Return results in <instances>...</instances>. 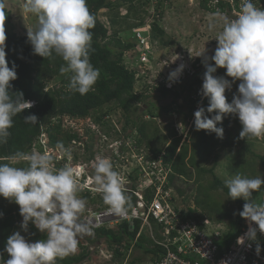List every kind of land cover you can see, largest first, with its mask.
Here are the masks:
<instances>
[{"label": "clouds", "instance_id": "obj_1", "mask_svg": "<svg viewBox=\"0 0 264 264\" xmlns=\"http://www.w3.org/2000/svg\"><path fill=\"white\" fill-rule=\"evenodd\" d=\"M6 7L5 0H0V18L4 20ZM24 10L37 18L36 27L28 29L27 33L33 54L43 58L55 54L64 61L60 73L70 74L67 84L69 92L84 96L94 90L100 70L90 62V29L94 27L95 17L87 7V0H24ZM216 15L223 14L217 12ZM151 23H145L142 27H150L145 35L149 37L153 50L158 42L151 43ZM212 27L214 25L210 29ZM215 40L218 45L214 55L205 56L203 60L206 71L199 91L208 100L207 113L216 114L209 118L205 115V109L200 107L194 113L195 130L215 133L217 138L222 139L224 131L217 124L230 115L237 117L240 122L241 139L264 137V8L257 7L253 0H242L235 19L223 17L222 28ZM5 41L4 23H0V143L7 142L14 117L32 107L31 102L24 100L23 93L10 92L11 82L17 79V72L15 64L10 68L6 60ZM209 59L214 62V66L208 63ZM184 67L183 64L179 65L169 73L168 79L164 78L158 83L166 86L170 82L171 86L175 82L168 88L174 89L176 83L185 80L177 81ZM218 69H225L231 81L217 77L215 73ZM236 81H240L238 94L233 95L231 102H228L226 90H231L232 83ZM24 121L35 124L37 117L30 115ZM176 122L173 118L167 125L172 124L175 129ZM55 152L68 161L72 160V150L63 141L57 142ZM54 159L47 151L33 150L17 151L7 157L8 162H0V197L19 206L21 228L24 231L32 224L44 235V239L29 243L20 232L11 234L4 248L8 259L3 260L0 255L2 264H55L58 257L77 250L80 238L93 235L91 222L82 219L86 201L77 195L82 187L90 186L94 193L101 195L105 205L104 215L126 219L130 214H136L126 191L131 192L133 185L137 186L138 191V182L131 180L129 187H125L121 174L114 170L110 158L99 154L95 156L91 161L93 174L87 181L85 178L81 180V183L85 180L82 183L84 185L78 181L81 175L79 165L66 164L55 168ZM20 162H26V166H16ZM224 184L232 200L245 201L239 215L248 221L249 226L247 232L237 238V244L244 245L246 240L255 242L257 231L264 233V204L254 202L252 197L264 187V178L236 174L225 179ZM2 215L0 213V217ZM253 224L258 227H253ZM141 233L139 231L137 237ZM255 251L257 255L261 252L258 243Z\"/></svg>", "mask_w": 264, "mask_h": 264}, {"label": "trees", "instance_id": "obj_2", "mask_svg": "<svg viewBox=\"0 0 264 264\" xmlns=\"http://www.w3.org/2000/svg\"><path fill=\"white\" fill-rule=\"evenodd\" d=\"M123 1L129 4L127 14V16H129L131 11L135 9L134 0ZM259 1L264 5V0ZM240 2L241 0H202L201 6L213 13L216 11L225 13L232 11L233 8L239 9ZM209 4L212 5V7H210ZM87 7L95 17L94 27L90 29L92 33L91 51L89 54L90 62L95 68L100 70V76L94 85V90L84 96L78 93L73 94L68 91L67 84L70 74L60 73V68L64 65V61L59 56L53 54L51 57L43 58L34 55L32 46L28 42L26 36L18 35L4 28L6 35V60L10 68L15 64L17 72V79L11 82L10 92L12 94L23 93L24 100L34 102V106L14 117L13 127L9 130L10 135L7 138V142L0 143V162H8L7 157L13 155L17 151L31 152L33 150H39L40 152H44L46 148L55 150L58 141H63L66 147H69L72 143L82 142L81 136L74 131V129L66 127L65 120L67 119L84 120L91 118L95 125L102 124L103 118L108 117L113 111L112 106L118 107L123 114L127 116L130 112H135L138 107L141 108L140 103L147 100L148 97H146V95L150 94V87L144 86L142 93L135 92L137 71L131 70L125 63L126 53L132 51L136 43L123 42L119 38H116V34L111 39L109 29L98 18V13L101 10L107 9L110 12L114 11L117 4L109 2V0H87ZM5 12L7 11L5 10ZM7 14L10 17L9 13ZM116 17H118V14ZM139 20L142 21L132 25L131 28L135 29L145 25L146 22L143 18ZM117 21H119V19ZM111 22L114 23L115 20L111 19ZM165 35L166 33L163 28L157 21H153L151 23V43L158 41V44H163ZM132 37L134 38V35ZM197 63L200 65L196 67L197 70H199L201 66L202 68L204 67L203 62L200 60ZM205 71L206 69L203 68L199 70V72L197 71V74L194 73L183 82L176 83L175 86L178 85L181 91L177 90V87L168 89L165 84L161 83H158L153 89L155 91L158 90L162 96L171 95L173 102L178 106H180L178 101L181 99H183L185 104L187 102L189 113H185V118L182 119L183 122L186 121V123H189L190 119L193 117V113L197 111V107H203L205 109V115L209 118H212L216 114L207 113L208 100L203 98L201 101V95H197L198 91L202 89ZM225 73V69H218L215 75L231 81V78L227 77ZM56 78L59 79L58 87L49 88V83ZM238 85L239 81H236L232 83L231 90H226L225 95L228 102H231L233 95L238 94ZM160 110L166 113V115L170 114L172 111L170 106L162 107ZM30 115H35L37 117V123H25L24 118ZM152 118L155 119L156 114L153 113ZM129 122V118H127L126 123ZM131 123V128L136 129L139 134L137 142H135L134 139V145L137 143L138 146H141L143 142H146L148 149H145L144 152L149 151L155 157L164 153L163 161L166 166L171 167V174L169 175L170 185H172L177 178H190L193 175L192 170L196 168L200 173L209 172L213 176V182L210 186L211 190H222L228 195V189L225 187L224 182L215 176L214 169L206 171L205 169L199 168L197 165V157L203 159L205 155L211 156L216 151L226 149V147H228L226 137L230 138L231 136L230 128L236 125L239 129V135L242 130L237 117L230 115L226 116L223 118L222 123L217 124V127L223 128L224 134L222 139L217 138L215 133H208L203 130L198 131L196 142L191 149L190 157L188 145H181L183 136H178L172 124L166 127L171 137L169 142L165 143L166 146L164 148H152V139L156 138V140H158L159 137H157L156 134L147 132L148 121H143L140 124H138L137 121H132ZM113 129L112 127V130ZM91 132V129L87 130V133ZM44 137L48 140V143L45 145L42 144ZM129 139L131 138L127 140L122 139L124 142L120 150L122 156H125L126 153H131V150L128 149L125 144ZM247 141L248 138H240L241 149L251 153V150L245 145ZM84 146L87 152H91V146L88 145V142H85ZM251 154L256 157L253 153ZM89 158H91V156ZM218 158L219 155L217 154L215 160ZM258 158L261 160V164L264 168V156H258ZM113 159L114 161L116 160L124 164V161L120 160L116 155L113 156ZM53 163L57 164L56 168H61L66 163V160L64 159L56 162L54 159ZM16 166H26V162H20ZM130 178L133 182H137V178ZM84 181L85 180H83L82 183H84ZM136 190L137 186L133 185L131 187V192L126 191L133 207L136 206V202L138 201V198L134 194ZM154 191L155 189L152 187L147 188L145 190V200L151 201ZM176 192L180 196H183L182 190L178 189ZM79 194L88 203H95L99 200L98 195H95V193L89 189H80ZM252 199L254 202L261 204L264 200V187H262L260 192L254 193ZM7 202H9V200L0 197V213L3 214L2 217H0V255H2L3 260L8 259L7 254L4 252L7 238L21 228L20 220L22 219L19 214V206L14 202L10 204ZM234 202L238 209V213L234 216H230L229 224L236 223L238 227L237 231L240 232L244 218L239 215V212L243 210L245 201L243 199H237L234 200ZM196 204L203 210L210 208L209 213L214 215H224V213L217 208L207 205L206 201L197 200ZM103 206L105 207L102 202L99 206V210L104 208ZM197 214V209H189V215L191 217H195L197 220L203 219L202 215L199 216ZM232 220L236 221L232 222ZM140 225V221H136L134 228L130 229V225L127 222H123L116 231L106 228L96 229L93 230L94 234L91 235L88 240L90 243L104 240L108 246L107 250L112 252L111 262L114 261L122 264L132 247L146 254H150V256L153 257L160 248L155 245L151 238H146L143 233L137 237L140 231ZM29 228L30 242L35 243L44 239V235L40 234L32 224H29ZM237 235L238 233L235 234V231L233 232V229H230L228 234H226L219 243L220 252L230 248L233 245V241L237 238ZM82 249V253L77 256L66 255L58 257L55 264L82 263L85 259L89 258V252L86 247ZM160 252L163 253V250L161 249ZM139 262H142V260L139 257H134L129 264H138ZM0 264H2V261H0Z\"/></svg>", "mask_w": 264, "mask_h": 264}, {"label": "rangeland", "instance_id": "obj_3", "mask_svg": "<svg viewBox=\"0 0 264 264\" xmlns=\"http://www.w3.org/2000/svg\"><path fill=\"white\" fill-rule=\"evenodd\" d=\"M109 2L117 4V9L115 8L116 10L114 9V11L111 12L107 9H103L98 13V18L109 29L111 39L116 34V38H119L123 42L136 43L135 33L131 26L142 21L139 20L141 18L145 20L146 24H150L153 20L157 21L166 33L163 44L155 43L152 50L154 53L149 56L146 64H139L140 58L145 54L143 49L137 48V44L132 51L126 53L125 63L131 70H135L138 73L136 75L137 83L135 92L142 93L143 87L149 86L151 89L149 92L150 94L146 95V97H148L147 100L140 103L141 108L138 107L135 112H130L129 115L127 114L129 117L125 116L118 107L112 106L113 111L108 117L103 118L102 124L95 125L91 118L84 120H65L66 127L74 129V131H76L82 138V142L72 143L69 146L72 150L71 161L60 156L55 150L46 148L45 151L52 154L55 157L56 162L65 159L66 163L64 166L66 164L71 166L79 165L81 167V175L78 177V181L81 185H84L81 183L82 179L85 178L87 181L88 177L93 174L94 170L91 167V161L94 160L95 156L98 154L106 156L113 162L114 170L121 174L125 182L124 186L129 187L131 183L126 180L124 172L126 174L130 173L135 167L140 165V161L135 162V159L132 158V153L129 152L126 153L125 156H122L121 160L125 162L124 164H121L114 161L113 151L117 150L115 144L122 139L127 140L128 138H131L129 139L130 142L132 141L134 143V139L135 142H137L139 134L136 129L131 128L132 121H137L138 124L143 121H148L147 132L150 134H156V136L159 137L158 140H156V138L152 139L151 147L164 148L166 146L165 143L169 142V139L171 138L166 128L167 123L175 118L177 120L176 125H179L177 128L185 135L184 139L181 141V145H188L190 157L191 149L196 142L198 132L194 127V113L189 123H186V121L182 122V119L185 118V113H189L187 102L185 104L183 99L179 100L178 103L180 106H178L173 102L171 95L162 96L158 90L155 91L153 89L158 85L159 81L164 78L168 79L169 73L181 64L185 66L181 75V77L184 76L183 79H188L194 73L197 74L199 70L205 68H202L201 66L199 70H197L196 67L200 66L197 62L199 60L203 62L205 56L211 57L214 55V51L218 45L215 37L222 28L223 17L227 16L230 20L235 19L239 13L240 6L239 9H234L233 3L232 11L222 13V16H217V11L213 13L207 11L201 6L202 0H134L135 9H133L131 14L127 16L129 9V4L127 2L123 0H109ZM253 2L257 7L264 8V5L259 0H253ZM5 3L7 5L4 9L5 20L4 18H0V23H4V28L8 31L27 37L28 29H34L36 27L37 18L34 15L25 12L24 0H5ZM241 3L242 0L240 5ZM210 7H212V5H210ZM5 10L7 12H5ZM7 13H9L10 17ZM115 13L118 14V17H116L117 14ZM111 19L115 20V22L112 23ZM116 19H119V21ZM212 25H214V27L210 29V26ZM133 35L134 38L132 37ZM208 63L214 64L210 59ZM139 65H141V67H139ZM58 81V78L53 79L48 87H58ZM176 87L177 90L181 91V88H178V85ZM203 98L204 97L201 96V101ZM165 106L171 107V114L166 115V113L160 110ZM198 108L199 107H197V110ZM153 113L156 114V120L152 118ZM127 118H129V123H126ZM112 127L114 128L113 130ZM88 129H91L92 132L87 133ZM230 129L231 136L230 138L226 137L228 147L224 150L216 151L211 156L205 155L203 159L197 157L198 167L205 169L206 171L214 169L215 176L223 182L225 179L236 174L249 178H255L258 176L264 178V168L261 164V160L258 158V156H264V137L248 138V141L245 142V145L251 150V153L256 155V157H254L251 153L241 149L238 127L233 125ZM85 142H88V145L91 146V152L86 151L84 146ZM47 143L48 140L44 137L42 144L45 145ZM145 149H148L146 142H143L141 146H138L136 143L133 151L139 153L141 158L142 156H148L149 161L154 160L156 157L149 151L144 152ZM217 154L219 155V158L215 160ZM90 156L91 158H89ZM56 165L57 164L54 163L55 168ZM192 174L193 175L190 178H184L187 180L177 178L174 182V189H180L183 191V196L179 195V198H177V205H184L185 207L190 206L191 208L195 207L198 211L197 215H202L203 218L206 217L215 222L217 221V223L223 224L224 232L226 234H228L230 229H233V232L235 231V234L238 233L239 235L236 223L229 224L230 216H234L238 213L234 200L222 190L210 189L213 182V176L209 172L200 173L194 168ZM140 187L144 186L140 185ZM80 189L91 190V187H82ZM140 192H142V190H140ZM77 195L84 199L79 194V191L77 192ZM95 195H98L99 199L95 203H88L84 199L86 201V209L82 214V219L85 222H91V220H93L89 212L91 213L99 210V206L103 202L100 194L95 193ZM197 200L206 201L207 205L217 208L223 212L225 216L222 214L214 215L209 213L210 208H207L206 210L201 209L196 204ZM7 203L10 204L11 202L9 201ZM87 214L89 215L85 217ZM114 216L115 215H107L106 217L111 220ZM235 221L236 220H232V222ZM21 224L22 219L20 220V225ZM107 226L111 227V223H108ZM112 228L115 231L118 229L116 226H112ZM29 229L30 228H28L27 231H24L20 228L17 231L20 232L29 243H32L29 240ZM142 232L146 238H150L149 231L143 230ZM89 237L91 236L85 235L80 238L77 250L74 253L68 254V256H77L82 253V248L86 247L89 252V258L85 259L80 264H120L114 261L111 262L112 252L107 250L108 246L104 240L90 243L88 240ZM134 257H139L142 260V262H139L138 264H146L149 262V258L151 259L150 255L132 247L127 253L126 258L128 259L125 258L126 261L124 260L122 264L130 263Z\"/></svg>", "mask_w": 264, "mask_h": 264}, {"label": "built area", "instance_id": "obj_4", "mask_svg": "<svg viewBox=\"0 0 264 264\" xmlns=\"http://www.w3.org/2000/svg\"><path fill=\"white\" fill-rule=\"evenodd\" d=\"M149 28V26H146L133 30L137 48L143 49L145 54L140 58L139 64H146L149 56L152 55L149 37L145 35V33L149 32ZM183 77L180 76L177 81L182 80ZM174 83L172 82L171 86H169V82L166 87L171 88ZM197 95H202L201 91ZM31 103L33 107L34 102ZM177 126L179 125H175V130L178 136L183 134L184 139V133H181ZM125 144L131 150L132 158L135 159V162L140 161V165L135 167L130 173L126 174L124 172L128 182L132 183L133 180L130 177L134 178L136 176L139 183L138 191L134 192L138 198L137 206L134 207L136 214L134 216L130 214L129 218L126 219L114 216L113 219L109 220L106 217L107 215H104V208L89 212L93 218L91 220L93 230L101 227H118L123 222H128L130 229H132L135 222L140 221V233L143 230L149 231L150 238L160 248L156 255L146 264H264V233H260L258 230L255 242L246 240L244 245H238L237 238L243 236L249 226L248 221L244 219L239 235L233 241V245L220 252L219 243L226 235L223 224L206 217L197 220L189 215V209L194 210L195 207L177 205L176 201L179 198V194L174 189L175 181L170 185L169 175L171 174V167L165 165L163 161L164 153L149 161V157L148 159L147 156H142L141 158V155L133 151L135 145L132 141L128 140ZM123 145V140L118 141L115 144L117 150L113 151V154L118 156L120 160L122 159L120 150ZM135 171L137 173L134 176ZM140 185L144 187H140ZM151 187L155 189L154 195L151 201H147L145 200V190ZM261 204H264V200ZM108 223H111V227L107 226ZM253 227L258 226L253 224ZM257 243L261 248L259 255L255 251ZM161 249L163 253L160 252Z\"/></svg>", "mask_w": 264, "mask_h": 264}]
</instances>
